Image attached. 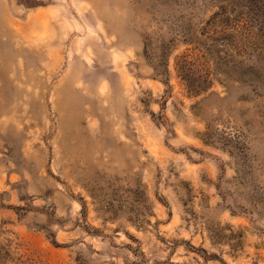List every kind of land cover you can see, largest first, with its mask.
I'll return each mask as SVG.
<instances>
[{"label": "rangeland", "instance_id": "obj_1", "mask_svg": "<svg viewBox=\"0 0 264 264\" xmlns=\"http://www.w3.org/2000/svg\"><path fill=\"white\" fill-rule=\"evenodd\" d=\"M0 264H264V0H0Z\"/></svg>", "mask_w": 264, "mask_h": 264}, {"label": "trees", "instance_id": "obj_2", "mask_svg": "<svg viewBox=\"0 0 264 264\" xmlns=\"http://www.w3.org/2000/svg\"><path fill=\"white\" fill-rule=\"evenodd\" d=\"M192 53H193V51H190V50H189L188 52L184 53V55L181 56V58H180L179 61H182V60L186 59V58L188 57V55L191 56ZM185 54H187V56H186ZM189 60H190V59H189ZM176 63H177V62H176ZM177 67H178V69H179V71H180V75L183 76V70H184V68H183V66L181 65V63L178 64ZM184 80H185V79H184ZM187 82H189V81L186 80V82H185L186 85L189 86V83H187Z\"/></svg>", "mask_w": 264, "mask_h": 264}]
</instances>
